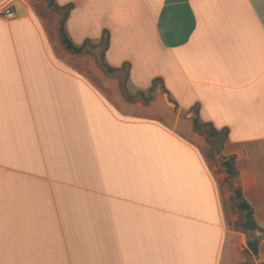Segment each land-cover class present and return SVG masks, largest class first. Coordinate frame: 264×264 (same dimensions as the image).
<instances>
[{
  "label": "crops",
  "instance_id": "obj_1",
  "mask_svg": "<svg viewBox=\"0 0 264 264\" xmlns=\"http://www.w3.org/2000/svg\"><path fill=\"white\" fill-rule=\"evenodd\" d=\"M56 2L76 44L108 31L106 62L132 86L160 77L177 106L228 130L264 228V0ZM231 238L200 148L120 110L57 52L33 0H0V264L246 262Z\"/></svg>",
  "mask_w": 264,
  "mask_h": 264
},
{
  "label": "rangeland",
  "instance_id": "obj_2",
  "mask_svg": "<svg viewBox=\"0 0 264 264\" xmlns=\"http://www.w3.org/2000/svg\"><path fill=\"white\" fill-rule=\"evenodd\" d=\"M33 4L45 21L57 52L92 78L120 110L135 115L157 117L200 148L215 173L223 197L227 222L232 233L231 252L242 254L246 262L251 264L254 255L246 247L247 241L254 233L261 232L245 230L239 226V222L244 220V212L237 206L235 189L239 187V182L230 177L223 165L225 158L229 156L224 153L227 141L224 134L212 135L209 128L205 131L199 130L194 122L200 117L198 110L181 109L177 106L175 100L168 96L164 82L159 83L158 90L152 95L148 93L143 96L138 88L131 85L127 67L110 70L105 57V42L90 41L82 53L69 50L63 43V34L67 32L66 10L59 7L56 0H33Z\"/></svg>",
  "mask_w": 264,
  "mask_h": 264
},
{
  "label": "trees",
  "instance_id": "obj_3",
  "mask_svg": "<svg viewBox=\"0 0 264 264\" xmlns=\"http://www.w3.org/2000/svg\"><path fill=\"white\" fill-rule=\"evenodd\" d=\"M65 29V28H64ZM65 31V30H64ZM108 31H105L100 43H106V48L109 46V35H107ZM90 40H86L83 44H76L72 38L69 36L67 32H64L63 34V43L64 45L71 51L76 53H82L85 51L86 46ZM118 68H114L110 66V70H117ZM162 81V78L157 77L153 80L152 85L147 91H141V94L143 96H146L148 93L152 95L153 92H156L158 90V85ZM195 126L202 131H205V129L209 128V131L212 135H223L228 140V130L227 129H218L214 126L212 122H205L200 117L195 119ZM223 165L226 168V171L229 173L230 177H234L239 182V187L235 189L236 197H237V206L240 210L244 212V220L239 222V226L242 227L245 230L249 231H260V234L254 233L252 237H250L247 241L248 249L253 253V255L258 256L259 254V245L260 242L264 239V228L261 227L258 224V221L255 216V210L251 203L246 199L243 193V189L240 185L239 177L240 172L237 167V158L235 155L227 156L223 162ZM240 264H250L248 262H242ZM261 264H264V262H261Z\"/></svg>",
  "mask_w": 264,
  "mask_h": 264
},
{
  "label": "built area",
  "instance_id": "obj_4",
  "mask_svg": "<svg viewBox=\"0 0 264 264\" xmlns=\"http://www.w3.org/2000/svg\"><path fill=\"white\" fill-rule=\"evenodd\" d=\"M4 15H5L7 18H14V17H16L15 12L12 11V10H7V11L5 12Z\"/></svg>",
  "mask_w": 264,
  "mask_h": 264
}]
</instances>
